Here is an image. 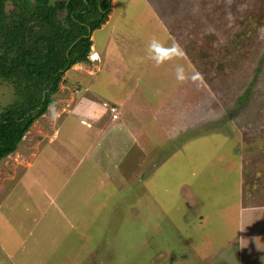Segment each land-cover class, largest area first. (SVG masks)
<instances>
[{
  "label": "rangeland",
  "instance_id": "rangeland-1",
  "mask_svg": "<svg viewBox=\"0 0 264 264\" xmlns=\"http://www.w3.org/2000/svg\"><path fill=\"white\" fill-rule=\"evenodd\" d=\"M91 39L0 162V264H264V0H112Z\"/></svg>",
  "mask_w": 264,
  "mask_h": 264
},
{
  "label": "trees",
  "instance_id": "trees-1",
  "mask_svg": "<svg viewBox=\"0 0 264 264\" xmlns=\"http://www.w3.org/2000/svg\"><path fill=\"white\" fill-rule=\"evenodd\" d=\"M111 8L112 0H0V79L15 89L0 111V162L47 113L66 71L89 61L91 35Z\"/></svg>",
  "mask_w": 264,
  "mask_h": 264
},
{
  "label": "clouds",
  "instance_id": "clouds-1",
  "mask_svg": "<svg viewBox=\"0 0 264 264\" xmlns=\"http://www.w3.org/2000/svg\"><path fill=\"white\" fill-rule=\"evenodd\" d=\"M148 50L150 52L155 53V56L151 59L155 60V64L157 67L164 64L165 61H170L173 59H182L184 52L179 47L178 44L173 43L171 46L166 47L164 43H162L159 39L153 37L152 40L148 44ZM176 79L180 83H185L188 79H191L192 82H196L203 79V76L199 72H194L190 74H186L185 68L183 65H179L178 70L176 71ZM51 114L53 117H57L59 113H57L54 109L53 105H50Z\"/></svg>",
  "mask_w": 264,
  "mask_h": 264
},
{
  "label": "crops",
  "instance_id": "crops-1",
  "mask_svg": "<svg viewBox=\"0 0 264 264\" xmlns=\"http://www.w3.org/2000/svg\"><path fill=\"white\" fill-rule=\"evenodd\" d=\"M96 54V53H95ZM86 111V110H85ZM91 111H95V117H99L104 111H105V109H104V107L103 106H101V107H99L98 108V110H87V112H84L85 113V115L86 116H88L90 119L91 118H93L92 116L90 117V112ZM83 125H87V126H90L91 127V125H90V122L89 121H84L83 122Z\"/></svg>",
  "mask_w": 264,
  "mask_h": 264
},
{
  "label": "bare ground",
  "instance_id": "bare-ground-1",
  "mask_svg": "<svg viewBox=\"0 0 264 264\" xmlns=\"http://www.w3.org/2000/svg\"><path fill=\"white\" fill-rule=\"evenodd\" d=\"M95 58V57H94ZM98 58V57H97ZM97 58H95V59H97Z\"/></svg>",
  "mask_w": 264,
  "mask_h": 264
},
{
  "label": "built area",
  "instance_id": "built-area-1",
  "mask_svg": "<svg viewBox=\"0 0 264 264\" xmlns=\"http://www.w3.org/2000/svg\"><path fill=\"white\" fill-rule=\"evenodd\" d=\"M112 110H114V109L112 108Z\"/></svg>",
  "mask_w": 264,
  "mask_h": 264
}]
</instances>
